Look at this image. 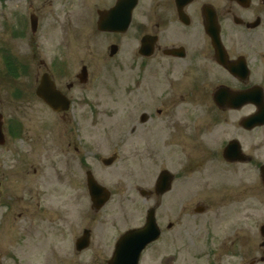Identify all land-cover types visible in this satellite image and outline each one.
<instances>
[{
    "label": "flooded vegetation",
    "instance_id": "flooded-vegetation-1",
    "mask_svg": "<svg viewBox=\"0 0 264 264\" xmlns=\"http://www.w3.org/2000/svg\"><path fill=\"white\" fill-rule=\"evenodd\" d=\"M61 4V11L50 3L45 12L58 18L59 55L70 52L72 39L78 36L82 50L117 51L114 56L109 52L97 57L99 66L121 63L119 55L129 50L130 80L124 85L117 78V110L125 114L137 111L139 119L133 121L130 132H126L128 123H122L126 133L121 135L120 145L130 139L127 135L135 134L141 141L135 149L138 158L145 159L160 156V137H166V144L154 183L133 181L130 176L128 185L119 187L118 193L116 188L109 189L96 178L93 168H87L99 159L82 125L92 112L88 96L91 62L82 57L81 71L74 74L64 57L50 63L42 60L35 87L26 82L14 84L7 91L6 102L21 107L34 96L41 104L40 138L49 168L45 167L46 178L57 181L64 199L69 188L75 192L83 208L85 194L92 209L96 206L93 194L99 192L93 190L91 178L107 187L112 196L118 195L120 208H130V203L135 207L141 200L140 208L145 211L140 222L126 230L144 226L153 215L161 234L143 251L140 264L150 248L159 251L161 247L168 251L163 264H178V255L185 250L196 252L197 264H264V0H62ZM32 15L38 18L39 27L44 16ZM11 58L13 71L8 69L7 55L4 57L6 73H12L16 81L24 68ZM47 73L57 92L42 89ZM55 94L69 103L67 109L54 110L47 104L44 96L60 101ZM11 118L19 123L20 117ZM13 122L8 125L5 121V140L0 147L10 141L26 142L24 128ZM172 123L174 131L170 130ZM191 123H197L195 131ZM13 150L14 160L21 162L14 165L13 191L26 204L33 197L26 192L32 174L29 163L21 159L23 153L17 147ZM193 153L199 156L197 160ZM113 156L118 157L117 152ZM106 159L100 157L104 164ZM201 170L205 186L199 187L200 180L193 173ZM190 177L193 179L185 180ZM7 194L0 195V206L13 204V196ZM64 203L60 214L63 232L68 233L67 199ZM29 211L27 204L19 213L26 217ZM126 211L124 218H135L137 210ZM94 212L99 211L95 208ZM6 213L4 210L2 219ZM86 229L93 238L94 230L89 225Z\"/></svg>",
    "mask_w": 264,
    "mask_h": 264
},
{
    "label": "rangeland",
    "instance_id": "rangeland-1",
    "mask_svg": "<svg viewBox=\"0 0 264 264\" xmlns=\"http://www.w3.org/2000/svg\"><path fill=\"white\" fill-rule=\"evenodd\" d=\"M62 0H0V112L10 125L12 117L18 116L19 126L24 129L25 141L17 140L10 141L8 146L0 147V180L3 186H0V195L11 194L14 198L12 205L0 206V264H106L107 260L112 257L115 249V240L122 230L137 225L140 221L139 216H142L140 203L141 200L133 207L130 203L129 207L132 210H137L135 218H124L123 216L130 208H120L118 205L117 196H112L109 202L103 206L99 212H94L95 209L91 207V201L87 194L84 197L85 208L77 201L78 197L75 192L69 188L68 195H66L68 210L70 213V223L68 233H64V226L62 225L61 211L62 205L66 201L63 193L60 192L59 184L57 181L47 176L48 165H45L48 159L43 156V148L41 144V131L40 122L42 113V106L36 101L33 96L32 102L23 104V106L13 105L6 102L7 91L14 84L20 82L32 83L35 87L37 74L39 73L40 63L46 60L48 63L54 58L62 60L64 57L68 60V65L71 71H81L82 57H86L91 62V83L89 88V98L92 104V112L88 114L87 121L82 125L88 131V135L93 140L94 150L98 153V161L87 168H93L96 178L103 181L109 189L116 188L115 192L118 193L119 187L128 185L126 180H131L133 176L137 180H148L154 183L159 169V160L164 156V146L166 137H160L159 154L160 156H145V159L138 158V149L141 141L134 135H127V143L122 147L120 145L121 135L130 132L133 121L138 120L139 113L137 111L132 113L118 112L120 104L117 101V78L124 85H127L130 80L131 69L127 64L129 59L127 51L124 50L118 58L121 63L116 64L115 61L108 62L107 66L98 65L97 60L99 56H108L109 49L102 48L98 51L95 44L92 47L96 50H82L80 42L82 39H72L70 45V52L59 55L56 50L57 44L61 41V29H55L56 15L51 14L50 17L45 15L47 6L50 3L53 5L51 8L56 11H61ZM34 5V6H33ZM36 12L38 17L44 16L40 22V29L35 35L32 32L31 16ZM22 30V34L18 32ZM86 41V36H85ZM98 51V52H97ZM13 57L21 62L26 69L27 75L21 76L12 80V75L6 73L4 57ZM117 61V60H116ZM70 63H72L70 65ZM123 63V64H122ZM126 63V65H125ZM45 67H42L43 69ZM14 70V69H13ZM122 86V85H121ZM126 122V132L122 130V123ZM198 122V120L196 121ZM173 130H176L175 123ZM7 125V126H8ZM197 123H191L192 131ZM161 129V128H160ZM122 130V131H121ZM177 133V131H176ZM14 147H17L23 155L21 159L23 162L29 163V170L31 176L29 179L28 192L33 195L30 201L25 204V201H18L16 192L13 191L14 187V165L21 162L14 160L15 152ZM117 152V158L112 165H106L100 161V157L112 158L114 153ZM148 153H146L147 155ZM192 157L197 160L199 156L193 153ZM179 159V157L177 158ZM46 167V170H45ZM38 168L39 172L35 169ZM85 166H82L84 169ZM182 171V170H180ZM184 173V172H182ZM194 177L197 175L200 180L199 187L205 186V179L203 171L193 173ZM136 176V177H135ZM85 178V172H83ZM193 179L186 178L189 181ZM195 179V178H194ZM154 180V182H152ZM184 180V179H183ZM125 181V182H124ZM121 182V184H119ZM140 184V183H135ZM49 188V191H48ZM52 188H56L54 191ZM47 189V190H46ZM118 189V190H117ZM20 194L25 196V192L19 189ZM53 191V192H52ZM41 193L42 195H38ZM62 195V198H60ZM37 196V198H36ZM136 197V194L134 195ZM63 202V203H62ZM29 205V213L26 217L21 214L20 209H26ZM65 204V203H64ZM22 205L23 208L20 207ZM138 206V207H137ZM7 210L5 218L2 219L1 215ZM96 217L95 221L94 218ZM204 217V216H203ZM202 217V218H203ZM22 221V224H21ZM89 225L93 231V238L89 248L79 251L76 242L82 236L84 228ZM163 245L162 243L160 246ZM157 249V248H156ZM153 251L150 248L145 254L141 264H163L162 258L168 255L167 250ZM174 249L169 253L172 254ZM180 251V250H177ZM182 252V251H181ZM196 252L188 250L183 251V254L178 255V264H197L194 256Z\"/></svg>",
    "mask_w": 264,
    "mask_h": 264
},
{
    "label": "water",
    "instance_id": "water-1",
    "mask_svg": "<svg viewBox=\"0 0 264 264\" xmlns=\"http://www.w3.org/2000/svg\"><path fill=\"white\" fill-rule=\"evenodd\" d=\"M37 21L33 19V27L37 28ZM44 89H50L51 83L46 78L43 79ZM53 86V85H52ZM47 102L56 107L54 102H51L46 98ZM1 115H0V143L4 141L3 132L1 128ZM113 159L109 162L112 163ZM101 188V187H98ZM103 189V188H102ZM99 192V191H97ZM102 202L100 205L103 206L110 197V193L101 190ZM148 224L141 229L128 231L127 234L120 240L119 246L114 253V257L109 261L108 264H139L142 251L149 245L150 242L157 240L160 237L161 231H159L157 222L153 215L148 219ZM90 235L89 232H85L84 237L79 240L78 246L80 250L86 248L89 244Z\"/></svg>",
    "mask_w": 264,
    "mask_h": 264
}]
</instances>
